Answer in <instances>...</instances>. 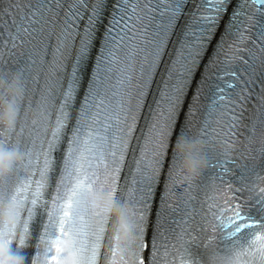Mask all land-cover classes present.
<instances>
[{"label":"snow or ice","instance_id":"obj_1","mask_svg":"<svg viewBox=\"0 0 264 264\" xmlns=\"http://www.w3.org/2000/svg\"><path fill=\"white\" fill-rule=\"evenodd\" d=\"M230 4L8 0L0 9V264H24L34 222L31 264H202L201 247L213 264H264V0H239L199 87L210 102L180 121ZM17 49L23 66L5 73L4 54ZM257 87L259 115L244 124Z\"/></svg>","mask_w":264,"mask_h":264},{"label":"clouds","instance_id":"obj_2","mask_svg":"<svg viewBox=\"0 0 264 264\" xmlns=\"http://www.w3.org/2000/svg\"><path fill=\"white\" fill-rule=\"evenodd\" d=\"M186 169L191 172V167L189 165H185ZM7 264H17L15 261H8Z\"/></svg>","mask_w":264,"mask_h":264},{"label":"water","instance_id":"obj_3","mask_svg":"<svg viewBox=\"0 0 264 264\" xmlns=\"http://www.w3.org/2000/svg\"><path fill=\"white\" fill-rule=\"evenodd\" d=\"M236 1H238V2H239V0H236Z\"/></svg>","mask_w":264,"mask_h":264}]
</instances>
